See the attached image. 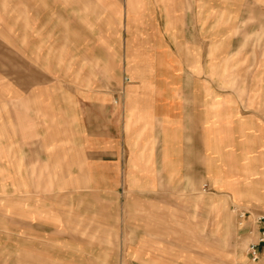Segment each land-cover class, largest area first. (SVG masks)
<instances>
[{"label":"rangeland","instance_id":"1","mask_svg":"<svg viewBox=\"0 0 264 264\" xmlns=\"http://www.w3.org/2000/svg\"><path fill=\"white\" fill-rule=\"evenodd\" d=\"M188 1L206 12L208 39H221L223 60L238 58L239 112L254 118L241 124L249 128L240 131L237 155L207 163L213 177L201 181L205 190L177 186L153 198V209L151 196L141 204L140 196L88 186L84 153L65 122L57 161L22 162L13 143L24 139L23 109L11 99L24 89V62L44 77L32 90H85L69 79L77 65L71 55L89 43L119 41L123 9L144 2L0 0V264L246 262L254 217L264 214V0ZM54 148L46 146L47 154Z\"/></svg>","mask_w":264,"mask_h":264},{"label":"crops","instance_id":"2","mask_svg":"<svg viewBox=\"0 0 264 264\" xmlns=\"http://www.w3.org/2000/svg\"><path fill=\"white\" fill-rule=\"evenodd\" d=\"M142 1L123 9L119 41L71 55L77 65L69 79L85 90H32L44 77L24 62V89L11 99L22 105L25 135L13 144L28 165L57 161L65 122L84 153L88 186L140 196L141 204L151 196L156 209L152 199L177 186L205 190L201 181L213 177L207 163L237 155L240 131L249 128L241 124L254 116L239 112V60L224 61L221 39H208L206 12L188 0ZM46 146L55 147L51 154ZM254 264H264V251Z\"/></svg>","mask_w":264,"mask_h":264},{"label":"built area","instance_id":"3","mask_svg":"<svg viewBox=\"0 0 264 264\" xmlns=\"http://www.w3.org/2000/svg\"><path fill=\"white\" fill-rule=\"evenodd\" d=\"M245 211L239 213V217H244ZM257 226L255 237L248 242L245 249L246 262L237 264H254L260 259L261 253L264 251V214H258L254 217Z\"/></svg>","mask_w":264,"mask_h":264}]
</instances>
